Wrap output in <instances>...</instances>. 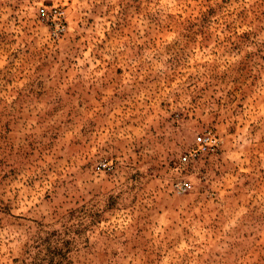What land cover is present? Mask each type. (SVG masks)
Listing matches in <instances>:
<instances>
[{
    "label": "rangeland",
    "instance_id": "rangeland-1",
    "mask_svg": "<svg viewBox=\"0 0 264 264\" xmlns=\"http://www.w3.org/2000/svg\"><path fill=\"white\" fill-rule=\"evenodd\" d=\"M0 264H264V0H0Z\"/></svg>",
    "mask_w": 264,
    "mask_h": 264
},
{
    "label": "built area",
    "instance_id": "built-area-1",
    "mask_svg": "<svg viewBox=\"0 0 264 264\" xmlns=\"http://www.w3.org/2000/svg\"><path fill=\"white\" fill-rule=\"evenodd\" d=\"M51 13L53 14L52 17H54L55 15H58L56 13V11H54V10ZM39 15L41 17L46 16V14H45L43 9L39 10ZM194 143H195V146H196V150L191 151V153L188 154V156L190 158H193L194 154H196L197 152H203L204 150H209V149H212L213 147H215V140L208 133L207 134H200L199 136H197L195 138V142ZM188 156L187 155L183 156L181 158V160L182 161H186ZM102 167L105 168L106 170L110 169L109 165H102ZM173 188H174L175 193L180 194V193H183L185 190H187L189 188V184L187 182H185V181H183V182L179 181V182H176V183L173 184Z\"/></svg>",
    "mask_w": 264,
    "mask_h": 264
}]
</instances>
